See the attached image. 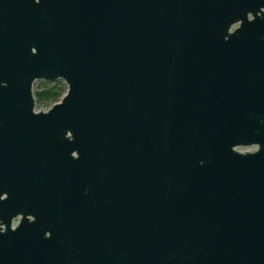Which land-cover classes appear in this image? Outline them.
I'll return each instance as SVG.
<instances>
[{
    "label": "water",
    "instance_id": "95a60500",
    "mask_svg": "<svg viewBox=\"0 0 264 264\" xmlns=\"http://www.w3.org/2000/svg\"><path fill=\"white\" fill-rule=\"evenodd\" d=\"M0 264H264V0H0Z\"/></svg>",
    "mask_w": 264,
    "mask_h": 264
},
{
    "label": "trees",
    "instance_id": "16d2710c",
    "mask_svg": "<svg viewBox=\"0 0 264 264\" xmlns=\"http://www.w3.org/2000/svg\"><path fill=\"white\" fill-rule=\"evenodd\" d=\"M65 92L66 89L59 87L56 83L50 87H45L39 92H35L34 96L37 102L48 101L55 103L60 100L61 96L64 95Z\"/></svg>",
    "mask_w": 264,
    "mask_h": 264
},
{
    "label": "rangeland",
    "instance_id": "374dc122",
    "mask_svg": "<svg viewBox=\"0 0 264 264\" xmlns=\"http://www.w3.org/2000/svg\"><path fill=\"white\" fill-rule=\"evenodd\" d=\"M62 82H63L62 80H58V81H56V82H54V83H51V84H49V85H47V86H44V87H42V88H40V89L35 90V91L32 92L33 97H34V100H35V102L37 103V105L39 106V108L42 110V112L47 111V109H48V107L50 106L51 102H48V101L37 102L36 99H35L34 93H35V92H39V91H41L42 89H44L45 87H46V88H47V87H50V86H52V85H54V84H56V83H57V85L60 87V85L62 84ZM253 150H254L253 147L245 148V149H239L240 152H243V151H249V152H252Z\"/></svg>",
    "mask_w": 264,
    "mask_h": 264
}]
</instances>
